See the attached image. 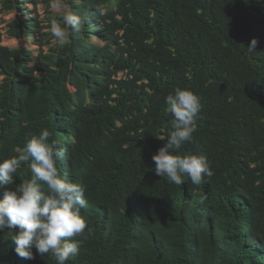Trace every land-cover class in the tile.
<instances>
[{
	"label": "trees",
	"instance_id": "1",
	"mask_svg": "<svg viewBox=\"0 0 264 264\" xmlns=\"http://www.w3.org/2000/svg\"><path fill=\"white\" fill-rule=\"evenodd\" d=\"M38 1L0 0V15L16 12L9 37L40 35L33 56L4 45L0 25V160L43 129L66 149L58 171L88 202L87 239L66 264H264V0H61L84 20L62 48L31 15ZM177 88L200 98L179 153L207 157L200 185L152 171ZM16 176L30 179L28 165ZM12 235L0 232V264H57L20 258Z\"/></svg>",
	"mask_w": 264,
	"mask_h": 264
},
{
	"label": "clouds",
	"instance_id": "2",
	"mask_svg": "<svg viewBox=\"0 0 264 264\" xmlns=\"http://www.w3.org/2000/svg\"><path fill=\"white\" fill-rule=\"evenodd\" d=\"M49 8L59 11L61 0H49ZM84 20L71 10L61 13L60 21L52 20L50 33L58 47L70 43V36L81 31ZM258 41L253 38L248 46L253 50ZM167 112L171 114L167 142L152 156V171L162 179L182 185L189 179L200 185L214 175L203 154H179L183 146L192 141L201 109L200 98L189 89L177 88L166 96ZM51 133L43 129L39 135L26 140L18 154L0 160V232L13 233L11 240L17 256L25 260L35 258L33 249L41 257L50 254L57 264L75 260L81 244L87 239V223L81 209L87 205L85 188L61 175L57 161L66 149L49 142ZM164 140L165 136L159 137ZM27 164L31 178L15 184L18 169ZM14 185V187H12ZM18 229V231H14ZM81 237L82 239H73Z\"/></svg>",
	"mask_w": 264,
	"mask_h": 264
},
{
	"label": "rangeland",
	"instance_id": "3",
	"mask_svg": "<svg viewBox=\"0 0 264 264\" xmlns=\"http://www.w3.org/2000/svg\"><path fill=\"white\" fill-rule=\"evenodd\" d=\"M49 2V1H48ZM62 3V1H61ZM49 4V3H48ZM28 9L32 10L33 9V5L32 4H28ZM67 11V8L65 7V5L62 3V8L59 11L56 10H52L49 8L48 5H46V3L42 2V0H39L36 6V14L34 12L31 13L32 16L36 15L37 18L41 21L42 25H45V28H43L41 31H44L48 34V37H50V42L49 45H51L52 43L55 42L54 38L51 36L50 33V25H51V21L52 20H57L59 21V19H57V15ZM16 12L15 11H10L7 13H3L0 15L1 18V26H2V32H3V36H2V43L4 45H8L10 47H15V46H19V45H26L27 47H29L30 49L33 50L32 55L36 56L37 51H38V38H40V35L35 32L33 30L32 32V36L28 37L26 40L24 38L21 39H16L13 37H9L6 32H5V23L6 21H8L9 19L13 18L15 16ZM48 45L44 46V49H47Z\"/></svg>",
	"mask_w": 264,
	"mask_h": 264
}]
</instances>
